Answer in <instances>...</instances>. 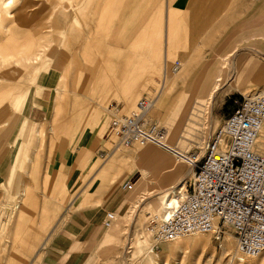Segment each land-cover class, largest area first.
<instances>
[{
	"label": "rangeland",
	"instance_id": "374dc122",
	"mask_svg": "<svg viewBox=\"0 0 264 264\" xmlns=\"http://www.w3.org/2000/svg\"><path fill=\"white\" fill-rule=\"evenodd\" d=\"M4 0H0L1 3ZM55 0H50V2ZM60 1V0H59ZM211 0H208V2ZM212 3L215 1L212 0ZM229 2V3H228ZM227 2V10L221 11L216 7V12L218 15L223 13V16H220L213 23L214 30L207 37H201L198 40L196 51L194 55H197V58L194 61L193 70L194 73L199 68L201 62L211 63L213 60L221 63L222 60L219 59L220 56L224 57L226 63L222 65V70L219 75H216L213 79V86H211V91L216 86H222L223 83H230L232 77V68L240 69L244 66L246 70L243 74L242 79L238 84H230L231 87L227 84L222 88L221 92L215 97V100L208 101V98L198 99V97L191 96L190 93L186 95V99L190 100L189 109L184 115V104L182 102H174L170 109V100L167 101V112L165 120L160 126L156 120L152 118V115L149 114V119L152 123L156 124L160 129L165 133V128L173 129L177 124L179 126L178 133L172 139V143L165 142V145L170 149L178 151L180 153H190L193 149L201 148L211 134L218 129L224 120L228 117L231 107V99L239 98V95H252L254 93H259L264 91V60L258 59L257 57H252L247 51H238L235 50L234 45H232L233 37L230 36V31L233 26L234 19V8L241 3H262L264 0H229ZM219 3L220 0H219ZM51 3H45V0H13L10 5V10L13 15L11 22L8 24L9 28L7 33L0 31V45L6 47L8 42L12 43L14 47V55L16 57L27 54L28 46L31 44V41L36 42L38 48L36 53L40 55L36 64H39V68H43V71H46L48 78L51 79V82L54 84L56 78V73L50 70L51 66V55L57 52V33L54 30V26L50 24V21L47 19L51 10H49ZM75 10L80 9L85 15V19L80 23V30H75L73 35L76 37L77 41L80 43L85 42L86 37L87 41L91 42L93 46L100 45V50L98 56L95 57V60L102 59L107 54H115L114 60L116 63L114 67L108 72L104 78L99 81L95 90L92 91L94 84L91 81H88L86 84H83L82 75L77 74L76 82V93L69 94L65 93L63 97L59 98L58 93L54 90L51 101V116L48 123H44V133L42 136L38 137V142L40 146L32 148L29 153V158L31 159L32 165H25L23 168H20L16 173L13 174V171L3 172L0 170V209H9L14 207L19 198L21 197V192L26 191V196L23 198V204L29 201L25 210L22 213L13 212L6 222V217H1L0 222H4L2 225L5 226V229H15L16 235L20 238L19 241L14 243V237L12 235H6L0 239V264H7L8 255L11 253L12 249H19L21 247H29L31 249L30 259L36 254L35 244H31L29 240L26 239V236L35 237L37 231L40 229V220L39 214L41 211L48 213L51 217H55L57 214V206L61 205L65 198L63 199V193L70 192L71 189L66 187L74 180V176L78 171L76 158L80 153V150L84 148L85 141L92 136L91 134L98 132V143L95 146L96 153L106 152L104 145L106 142H109L107 136V123H100L99 127L95 126L94 122V113L91 110V103L86 99H95V98H104L108 96L104 102V108L111 101H115L116 98L118 103L124 108V103L120 98L115 94L117 86L121 83H126V78L122 81L110 84V77H116L121 70V63L125 64L129 60V57L133 54V46L135 45V38L129 37L127 42L121 43V38L115 36H109V29L106 28L107 34L104 33L103 21L97 22L95 20L96 14L99 12L94 11L95 7L91 4V11L86 10V2L84 0H78L76 4H72ZM213 7V6H212ZM94 8V9H93ZM215 8V7H214ZM156 11V10H155ZM102 16V11H100ZM89 14V15H88ZM156 14V13H155ZM39 15L41 17H39ZM36 17V18H35ZM233 23V24H232ZM51 26L53 28H51ZM89 27V34L87 31H83V27ZM216 27L222 28V35L215 31ZM154 28V27H153ZM82 29V30H81ZM105 35H104V34ZM101 35V36H100ZM104 35V36H102ZM138 39V38H136ZM130 42V43H128ZM78 43V44H80ZM162 43V42H161ZM194 44V43H192ZM189 43H186V46ZM76 44V48H77ZM245 48V46L243 47ZM99 49V48H98ZM6 52L5 48L0 50V64L2 63L1 55ZM73 52H71L72 55ZM82 54L81 51L76 52ZM188 53V52H186ZM25 54V55H26ZM95 54H97L95 52ZM68 52L59 53V57L62 58L64 62H67L71 58ZM80 56V55H79ZM252 60L255 67L261 68L262 74L258 73L257 70L247 72V62ZM201 61V62H200ZM176 62V61H175ZM181 63V60H177ZM174 63V62H173ZM221 63V64H222ZM70 69L73 70V66H70ZM131 70V69H130ZM129 70V71H130ZM83 70H81L82 72ZM158 73L155 74L151 80L146 84H140V93L135 97L132 108L124 112L123 114H129L134 111L136 103L144 97H153L155 93H158L160 87V80L163 76V65L160 64L158 68ZM21 70L13 65L3 67L0 65V80L6 76L8 82H0V95L3 94L10 85L11 82L19 80L22 75ZM75 71H72L69 75V81H75ZM219 77L218 79L216 77ZM47 78V79H48ZM25 80V78H23ZM217 80H220L219 82ZM26 81V80H25ZM139 90V89H138ZM210 91V93H211ZM155 92V93H154ZM105 93V95H103ZM152 93V94H150ZM209 93V94H210ZM113 95V96H112ZM34 102L36 104L35 108H29V117L31 111H36V109L42 108L39 106V98L41 93H34ZM156 102V101H155ZM173 103V102H172ZM57 104L61 105V110L63 111V121L68 120L72 121L74 125V137L69 139L66 135L67 123H62V127L59 131V138L57 135H53V130L50 128V121L53 117V113ZM171 111V115H170ZM35 113V112H34ZM33 113V117L34 116ZM99 115H104L103 110L99 111ZM98 115V116H99ZM39 118L38 116L36 117ZM170 118L172 121L170 122ZM183 122H181L182 120ZM37 126L41 124L36 123ZM98 128V130L96 129ZM58 140L60 142L59 148L55 151V158L52 163L51 174H54V179L48 183L47 191L45 185V179H47V163L49 161V156L51 153V146L53 140ZM37 140V141H38ZM37 143V144H38ZM173 148H172V147ZM152 148L155 152L158 153L159 158L162 162H169L173 160L176 164L182 166V173H184L188 166L182 160L177 159L172 153H169L165 150H162L159 147L148 144L145 146H133L130 148H122V150L136 149V148ZM17 148V147H16ZM264 152V151H263ZM16 154L14 153L13 158ZM97 160V159H96ZM76 161V162H75ZM50 167V166H49ZM155 175H159V169L157 167L152 168ZM54 172V173H53ZM87 170L86 173H88ZM147 172H141L138 167H135L131 173H123V175L118 179L117 184H114L106 191L102 192V196L98 200H94L93 203H90L87 208L97 209L103 207L106 202L116 199L115 203L118 204V209L116 213V223L113 227L108 230V247L101 253L99 256L101 259L95 257L88 264H104L109 262L111 264H138L140 257H137V248L136 242L139 239L137 234L138 226L136 225L138 214L142 211V207L149 200H151L154 195L157 194V184L158 181L151 179V184L149 187H146L143 190H138L140 184L142 183V176L147 175ZM133 179V180H132ZM138 182L132 186V189H125L123 185L132 180L130 184H133L135 180ZM77 179V190L81 186L82 182L78 183ZM74 183V181H73ZM72 184V183H71ZM149 195L151 196L149 198ZM46 199H49V206L44 209L43 203ZM124 203V204H123ZM34 205V206H33ZM42 205V206H41ZM24 206V205H23ZM122 207V211L120 208ZM65 210L66 207H65ZM73 211V210H72ZM72 211H67V217ZM113 212V211H110ZM147 216V215H146ZM151 215H148L149 218ZM66 217V218H67ZM65 218V219H66ZM65 219L60 223L58 228L62 225ZM147 220L145 227L148 228ZM57 228V229H58ZM149 230V229H148ZM110 233V234H109ZM227 234H231V231H227ZM222 239L221 242H218L214 239L212 235H203L206 240L210 241L209 247H200L194 243L190 238L183 237L180 238V243L178 245H172L169 243L156 244L154 242V250L159 255L158 263L159 264H213L207 262V256L209 254L218 255L221 252V249L224 246L222 243L225 239ZM112 235H114L112 237ZM233 236V235H232ZM115 239V241L113 240ZM28 241V242H27ZM111 241H114L113 243ZM112 243V246H109ZM236 245V244H235ZM4 251V252H3ZM237 254V252H236ZM239 257L244 259V262L238 263L235 260L232 264H259L261 258L264 256V253L257 259H250L244 257L241 254H237ZM229 258L225 260L223 264H228ZM39 259L37 260V262Z\"/></svg>",
	"mask_w": 264,
	"mask_h": 264
},
{
	"label": "bare ground",
	"instance_id": "6f19581e",
	"mask_svg": "<svg viewBox=\"0 0 264 264\" xmlns=\"http://www.w3.org/2000/svg\"><path fill=\"white\" fill-rule=\"evenodd\" d=\"M87 5V0H84ZM158 1V3H157ZM160 0H149L145 2L142 9L141 19L139 24L143 26V35L137 41L135 40V45L133 46V54L129 57L127 63H121V70L116 77L111 76L109 81L110 84L113 82H119L126 78V83L117 86L116 95L124 103V108L122 111L127 112L132 108L134 99L140 93V84H146L152 77L157 74L158 68L163 65V70L167 73L160 80V87L158 90V95L156 97V102L150 111L152 118L157 121L161 126L162 122L165 120L167 112V101L170 100V109L174 102H182L184 104V115H186L190 100L185 97L188 93L193 97H198V99L208 98V101H214L218 93L221 92L227 84H238L243 77L244 66L240 69L232 68V77H230V83H223L222 86H216L213 91H211V86H213V79L216 75H219L222 70V65L226 63L224 57L219 59L224 63H219L215 60L211 63H205L204 61L199 64V68L194 73L193 66L195 58L194 55L196 51V44L189 46L188 53H184L180 56V68L172 73L171 69L173 67L172 56H169L168 48L166 46L167 38L162 29V23H165L169 10L171 8L174 0H161L159 11L157 12L155 18L151 19L150 13L156 5L159 4ZM13 0H4L0 7V31H8L9 23L13 18L10 10V5ZM51 3L49 10L48 20L50 24L54 26V30L57 33V52L51 55V66L50 70L56 73V78L54 80L53 89L58 93L59 98L63 97L65 93L77 94L76 93V82L77 74L82 75L83 84L91 81L94 84L92 91L95 90L96 84L101 81L104 76L110 72L115 64H119L114 60L115 54H107L102 59L95 60L98 56L100 45L93 46L91 42L87 41L80 43L77 41L76 37L73 35L75 30H80V23L85 19L83 11L80 9L75 10L72 4H76L78 0H55L50 2V0H45V3ZM88 6L86 7V10ZM91 11V9H90ZM99 12L95 16V20L103 21V16ZM39 17H41L39 15ZM36 18V17H35ZM101 19V20H100ZM80 22V23H79ZM51 26V28H53ZM156 27V28H153ZM164 27V26H163ZM89 28V27H88ZM86 26L83 27V31L89 30ZM82 30V29H81ZM107 34V31H105ZM124 32V31H123ZM1 33V32H0ZM130 32H126L129 35ZM104 34V33H103ZM104 34V35H105ZM102 35V36H104ZM101 36V35H100ZM127 39L129 37H126ZM201 38V36H200ZM6 47L0 45V50L5 48L6 52L1 55L3 67L10 65L16 66L21 70L22 77L10 83L8 89L0 95V170L3 172L13 171L16 173L20 168L25 165H32L31 159L29 158V153L32 148L40 146L38 142V137L42 136L44 133V124L37 126L36 124L28 121L29 108H35L36 104L34 102V93H40L41 89L44 87L45 82L48 78L46 71L43 68H39V64H36L40 55L35 54L38 45L36 42L28 46L27 54L20 55L16 57L14 55V47L12 43L6 41ZM162 42V43H161ZM80 43V44H78ZM130 43V42H128ZM77 44V48H76ZM99 48V49H98ZM68 52L71 58L67 62H64L59 53ZM81 51L82 54L76 52ZM95 52L97 54H95ZM80 55V56H79ZM73 66V70L70 66ZM248 65V66H247ZM247 72L257 70L258 73L262 74L261 68L255 67L252 60H248ZM131 69V70H130ZM81 70H83L81 72ZM130 70V71H129ZM72 71H75V81H69V75ZM156 76V75H155ZM25 78V80L23 79ZM219 78L218 76L216 77ZM8 78L4 76L0 82L7 81ZM218 82L220 80H217ZM139 89V90H138ZM211 91V93H210ZM210 93V94H209ZM105 95V93L103 94ZM113 96V95H112ZM108 96L104 98L90 99L86 98L91 103V110L94 113L95 126L99 127L100 123H107L108 118L105 115H99V111L105 110L104 102ZM115 102H120L116 98ZM173 102V103H172ZM63 111L61 110V105L57 104L53 113V117L50 121V128L53 130V135H57L59 138V131L62 127V123H67L66 135L69 139L74 137V125L72 121H63ZM99 115V116H98ZM171 115V111H170ZM182 120V118H181ZM184 120V119H183ZM183 120L181 122H183ZM172 119L170 118V122ZM98 130V128H96ZM179 126L176 124L173 129L165 128V133L163 134V142L172 143V139L178 133ZM98 132L91 134L89 138L85 141V146L80 150L78 157L76 158L78 166V179L80 183L82 182L79 189L71 196L70 202L64 205H58L57 214L55 217H51L48 213L41 211L39 214L40 229L35 234V237L26 236V239L30 241L31 244H35L36 254L30 259L31 249L29 247H21L19 249H12L11 253L8 255L7 264H38L42 248L46 245L50 236L57 230L60 223L67 217V211H72L80 207H86L94 200H98L102 196V192L109 189L114 184H117L118 179L123 175V173H131L135 167H138L141 172H147V175L142 176V183L138 190H143L149 187L151 184V179L158 181L157 184V194L150 195L153 198L149 200L142 207V211L138 214L136 225L138 226L137 234L139 239L136 242L137 257H140L138 264H159V255L155 252L154 240L148 228L145 224L150 218H163L169 209L176 206L179 203V199L184 196L185 193V183L191 178L192 172L188 168L184 173H182V166L176 164L173 160L169 162H162L152 148H136L122 150L114 146V140L111 139L106 142L104 147L106 152L96 153L95 146L97 145ZM38 140V141H37ZM38 143V144H37ZM258 150L264 151V119L259 131V136L257 139ZM60 146L58 140L52 141L51 153L49 156V161L47 163V179H45V185L47 191L48 183L54 179V174H51V168L53 160L55 158L54 150L56 151ZM17 147V148H16ZM172 147V146H171ZM173 148V147H172ZM14 153L16 154L13 158ZM97 159V160H96ZM75 161V162H76ZM50 166V167H49ZM157 167L159 169V175H155L152 168ZM87 170H89L88 173ZM54 173V172H53ZM78 180V183H79ZM129 182V180H128ZM127 182V183H128ZM126 183L123 185V187ZM21 197L14 205L13 209H0V218L6 217V222L13 212L22 213L28 204V200L23 204V198L26 196V191L21 192ZM149 195V198L151 197ZM81 198L80 202L74 206L76 199ZM124 204V203H123ZM24 205V206H23ZM43 208L46 209L49 206V199L45 198L42 204ZM41 205V206H42ZM34 206V205H33ZM65 207L67 210H65ZM122 211V207L120 208ZM148 215H151L149 218ZM4 222H0V239L6 235H12L14 237V243L19 241L20 238L16 235V230L5 229L2 225ZM211 235V234H209ZM6 237V236H5ZM190 239L200 247H209L210 241L206 240L203 235H192L188 236ZM180 238L172 242H168L172 245H178ZM28 242V241H27ZM224 243L220 254H209L207 256V262L213 264H223L227 258L228 264H232L235 260L238 263L244 262V259L236 254L235 239L231 234H227L226 239L222 242ZM4 252V251H3ZM104 264H111L106 262ZM259 264H264V256L261 258Z\"/></svg>",
	"mask_w": 264,
	"mask_h": 264
},
{
	"label": "built area",
	"instance_id": "2783aa9c",
	"mask_svg": "<svg viewBox=\"0 0 264 264\" xmlns=\"http://www.w3.org/2000/svg\"><path fill=\"white\" fill-rule=\"evenodd\" d=\"M179 68L180 63L174 62L172 73ZM163 72L165 76L170 73ZM157 95L140 99L127 115L115 101L104 110L106 133L115 147L151 144L172 153L192 172L179 203L163 218H150L148 229L154 242L209 234L221 242L229 230L237 254L257 259L264 253V152L256 143L264 119V91L231 99L230 113L222 125L201 148L187 154L167 147L162 140L164 131L150 121ZM132 180L125 189L131 190L138 182L130 184ZM115 220L114 212L106 213L104 228H111Z\"/></svg>",
	"mask_w": 264,
	"mask_h": 264
},
{
	"label": "crops",
	"instance_id": "0c3cea01",
	"mask_svg": "<svg viewBox=\"0 0 264 264\" xmlns=\"http://www.w3.org/2000/svg\"><path fill=\"white\" fill-rule=\"evenodd\" d=\"M148 1L145 0V2ZM211 1L174 0L172 3L168 18L165 23H162V29L167 38L166 46L169 56H172L174 62L180 60L179 55L188 52L192 43L199 42L196 39L200 36L207 37L213 32V23L218 17L223 16V13L221 15L216 13L219 11L216 10V7H220L221 11L227 10L226 8L229 7L227 5L229 0H220L221 3L219 0H214V3ZM160 2L161 0L150 13L151 19H154L159 9L162 8ZM143 3L144 0H87L88 12H90L91 4L95 7V9L93 8L94 11L96 9L97 12L102 11L104 30L109 29V36L120 37L121 43L127 42L126 37L133 36L135 39H139L143 36L141 35L143 26L141 27L139 24L145 4ZM234 12L235 21L234 24L232 23L230 36L233 37L234 41L232 45L236 44L234 45L235 50H245L252 57L264 60V2L258 4L241 3L234 8ZM222 28L216 27L215 31L222 35ZM126 32H130L129 35ZM186 43L189 45L186 46ZM244 46L245 48H243ZM53 92V83L48 78L40 91L41 97L38 101L42 110L31 111L29 122L34 124L48 123L51 116L50 104ZM33 113L39 118L33 117ZM78 176L77 171L72 184L70 183L66 187L71 189L70 192L63 193L64 205L70 202L71 196L77 191ZM80 200L81 198L76 199L74 206ZM115 200L112 199L97 209L86 206L77 207L70 212L42 248L38 264H88L95 257L101 259L99 255L104 252L109 244L108 230L116 223L115 220L112 227L106 229L103 226V221L106 213L117 211L119 206ZM113 240L115 241V239ZM112 243L109 246H112Z\"/></svg>",
	"mask_w": 264,
	"mask_h": 264
}]
</instances>
